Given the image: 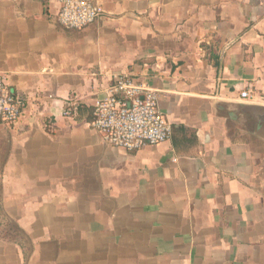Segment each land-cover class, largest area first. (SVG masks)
Instances as JSON below:
<instances>
[{"label": "crops", "instance_id": "crops-1", "mask_svg": "<svg viewBox=\"0 0 264 264\" xmlns=\"http://www.w3.org/2000/svg\"><path fill=\"white\" fill-rule=\"evenodd\" d=\"M100 1L75 30L57 0H0V72L27 105L0 123V264H264V0ZM122 74L158 91L170 140L92 128Z\"/></svg>", "mask_w": 264, "mask_h": 264}, {"label": "built area", "instance_id": "built-area-1", "mask_svg": "<svg viewBox=\"0 0 264 264\" xmlns=\"http://www.w3.org/2000/svg\"><path fill=\"white\" fill-rule=\"evenodd\" d=\"M60 4L58 22L67 29H83L105 16L100 0H57ZM8 75L0 72V123L17 126L26 108V99L8 84ZM243 99L252 100L251 89L241 92ZM156 89L140 82L136 76H115L103 98L94 104L90 125L104 142L112 147L133 151L168 141L173 135V123L159 106ZM80 103L68 102L64 116L75 118Z\"/></svg>", "mask_w": 264, "mask_h": 264}, {"label": "water", "instance_id": "water-1", "mask_svg": "<svg viewBox=\"0 0 264 264\" xmlns=\"http://www.w3.org/2000/svg\"><path fill=\"white\" fill-rule=\"evenodd\" d=\"M260 119H263L264 121V108H263V114L260 116Z\"/></svg>", "mask_w": 264, "mask_h": 264}, {"label": "trees", "instance_id": "trees-1", "mask_svg": "<svg viewBox=\"0 0 264 264\" xmlns=\"http://www.w3.org/2000/svg\"><path fill=\"white\" fill-rule=\"evenodd\" d=\"M85 110L84 109H81L80 110V114H82ZM190 141V140H189ZM192 141V140H191Z\"/></svg>", "mask_w": 264, "mask_h": 264}]
</instances>
